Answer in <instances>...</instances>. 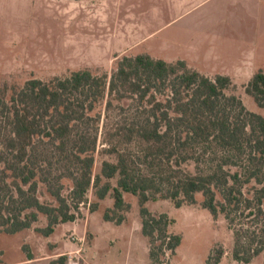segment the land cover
I'll list each match as a JSON object with an SVG mask.
<instances>
[{
	"label": "trees",
	"instance_id": "1",
	"mask_svg": "<svg viewBox=\"0 0 264 264\" xmlns=\"http://www.w3.org/2000/svg\"><path fill=\"white\" fill-rule=\"evenodd\" d=\"M232 87L230 76L211 78L185 60L170 62L149 54L122 57L110 75L84 68L49 80L30 79L22 86H0V237L31 229L40 216L48 224L36 231L50 237L60 224L81 216L90 190L99 201L111 196L114 206L106 209L104 220L122 224L131 208L125 199L129 193L139 199L152 263L162 264L159 255L165 250L174 254L182 236L169 233L173 220L154 216L147 203L161 196L179 208L197 203L202 194L203 207L215 218L224 214L230 225L237 214L250 220L254 231L242 226L235 232L233 258L251 263L264 251V115L228 94ZM245 92L264 110V70L255 72ZM124 100L134 106L114 136L150 145L145 155L149 163L164 156L180 165L182 149L213 142L230 154L228 160L212 172L175 178L166 193L154 176L136 171V162L116 146L105 151L116 160H104L95 174L102 108L110 111L115 101ZM64 179L72 182L67 196ZM253 182L251 198L244 188ZM41 185L54 201L41 200ZM90 207L97 211L99 203ZM223 255L222 249L215 250L207 264H220ZM27 257L35 260L32 254ZM48 264H69V258L61 255Z\"/></svg>",
	"mask_w": 264,
	"mask_h": 264
},
{
	"label": "rangeland",
	"instance_id": "2",
	"mask_svg": "<svg viewBox=\"0 0 264 264\" xmlns=\"http://www.w3.org/2000/svg\"><path fill=\"white\" fill-rule=\"evenodd\" d=\"M138 54L170 62L185 60L211 78L230 76L233 87L227 93L236 94L250 111L264 115L245 92L255 72L264 70V0H0L1 87L63 77L84 68L110 75L122 57ZM133 106L124 100L115 101L110 111L102 108L95 174L101 172L104 160H116L115 154L105 152L116 146L136 162L132 163L136 171L154 176L166 193L175 178L212 172L228 160L230 154L213 142L182 149L180 165L176 158L164 156L149 163L145 155L150 145L139 138L128 142L114 136L117 124ZM62 182L67 196L72 182ZM254 186V182L245 186L248 197H253ZM39 197L43 202L54 201L45 185L40 186ZM196 198L197 203L179 208L161 196L147 203L154 216L165 214L173 220L169 233L182 236L174 254L165 250L159 255L161 263L207 264L210 255L222 249L220 264H246L233 258V249L237 229L244 226L254 231L250 220L237 214L230 225L224 214L215 218L203 207L202 194ZM87 199L81 216L60 224L50 237L36 231L47 226L45 216L31 229L1 235L0 264H48L61 255L68 256L69 264H153L137 196L125 194L131 208L122 224L104 220L106 209L114 206L111 196L99 201L90 190ZM95 202L99 207L93 212L90 206ZM28 254L35 260L26 261ZM249 264H264V251Z\"/></svg>",
	"mask_w": 264,
	"mask_h": 264
},
{
	"label": "crops",
	"instance_id": "3",
	"mask_svg": "<svg viewBox=\"0 0 264 264\" xmlns=\"http://www.w3.org/2000/svg\"><path fill=\"white\" fill-rule=\"evenodd\" d=\"M56 258V257H55ZM26 261H29V260H26Z\"/></svg>",
	"mask_w": 264,
	"mask_h": 264
}]
</instances>
